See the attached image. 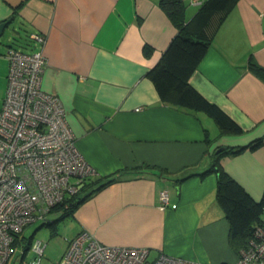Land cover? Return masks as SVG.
<instances>
[{"label":"crops","instance_id":"obj_1","mask_svg":"<svg viewBox=\"0 0 264 264\" xmlns=\"http://www.w3.org/2000/svg\"><path fill=\"white\" fill-rule=\"evenodd\" d=\"M181 1L188 21L199 5ZM160 2L0 0V22L12 19L0 37V56L9 46L18 48L9 42L20 33L28 52L43 53L41 89L59 97L76 147L96 172L84 192L119 170L142 168L95 190L63 218L66 244L86 229L106 245L146 247L149 259L164 253L231 263L239 251L230 245V224L216 199V174L204 172L218 148L264 136V77L250 67L264 71V0H237L189 77L240 127L238 133L221 131L205 112L161 100L147 72L176 26ZM218 163L260 200L264 145L222 153ZM162 188L168 189L165 208L158 204Z\"/></svg>","mask_w":264,"mask_h":264},{"label":"built area","instance_id":"obj_2","mask_svg":"<svg viewBox=\"0 0 264 264\" xmlns=\"http://www.w3.org/2000/svg\"><path fill=\"white\" fill-rule=\"evenodd\" d=\"M202 0H191L199 5ZM36 39L43 43V36ZM6 94L0 107V264H7L15 237L32 223L46 222L51 209L77 193L96 172L76 147L59 97L41 89L45 57L9 46ZM168 189L158 193L165 208ZM46 242L33 240L31 260L23 250L17 264H40ZM146 247L111 246L83 229L70 238L55 264H264V224L254 227L247 246L231 263L198 262Z\"/></svg>","mask_w":264,"mask_h":264},{"label":"trees","instance_id":"obj_3","mask_svg":"<svg viewBox=\"0 0 264 264\" xmlns=\"http://www.w3.org/2000/svg\"><path fill=\"white\" fill-rule=\"evenodd\" d=\"M236 2L237 0H202L192 18L186 21L184 4L181 0H161L162 8L176 26V33L158 62L147 72L163 102L190 111L205 112L214 119L221 131L233 133L240 132V127L217 105L198 93L190 85L189 77L204 56L217 24ZM147 51L146 47L145 52ZM250 67L264 77V71L251 65ZM259 145H264V136L238 148H222L214 154L210 167L204 172V174L209 172L216 174V199L230 224V245L239 252L247 246L254 227L264 224L261 218L264 213V192L259 201L254 200L240 184L222 170L218 163V156L222 153H237L246 147L254 148ZM134 169L119 170L104 178L88 192H84L87 185L85 182L77 193L65 197L62 202L56 204L51 209L53 216L40 225H52L62 220L71 215L76 207L95 190L124 178L131 172H142V168ZM163 171L162 168L148 167V172L156 176L164 175ZM185 178L175 179V181ZM17 242L16 236L13 246ZM31 242L28 239L25 249L29 248Z\"/></svg>","mask_w":264,"mask_h":264},{"label":"rangeland","instance_id":"obj_4","mask_svg":"<svg viewBox=\"0 0 264 264\" xmlns=\"http://www.w3.org/2000/svg\"><path fill=\"white\" fill-rule=\"evenodd\" d=\"M23 51H29V46L25 42V35L20 33L19 37L9 42ZM7 64L6 57L0 56V107L6 94L7 86ZM261 218L264 219V213ZM63 220H59L52 225H40L39 222H32L26 225L23 230L17 234L18 242L13 246V252L10 255L7 264H17L21 261L19 255L26 250V258L31 260L34 253L25 249L28 239L33 241L40 239L46 242L44 253L41 256L40 264H55L66 248L67 233L62 229ZM68 242V241H67Z\"/></svg>","mask_w":264,"mask_h":264},{"label":"water","instance_id":"obj_5","mask_svg":"<svg viewBox=\"0 0 264 264\" xmlns=\"http://www.w3.org/2000/svg\"><path fill=\"white\" fill-rule=\"evenodd\" d=\"M12 19H7L2 22H0V37L3 36L5 29L8 27V25L11 23ZM222 148H218V151Z\"/></svg>","mask_w":264,"mask_h":264}]
</instances>
